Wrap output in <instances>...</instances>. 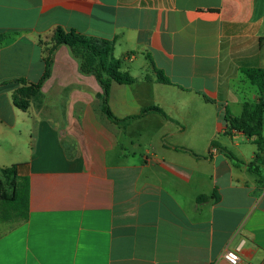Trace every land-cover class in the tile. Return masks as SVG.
<instances>
[{
  "label": "crops",
  "instance_id": "crops-1",
  "mask_svg": "<svg viewBox=\"0 0 264 264\" xmlns=\"http://www.w3.org/2000/svg\"><path fill=\"white\" fill-rule=\"evenodd\" d=\"M56 28L113 42L134 79L110 84L117 119L163 113L108 119L66 45L34 89ZM0 32V168L26 196L0 200V264H229L238 245V264H264V165L224 121L258 97L241 69L264 68V0H0Z\"/></svg>",
  "mask_w": 264,
  "mask_h": 264
},
{
  "label": "trees",
  "instance_id": "trees-1",
  "mask_svg": "<svg viewBox=\"0 0 264 264\" xmlns=\"http://www.w3.org/2000/svg\"><path fill=\"white\" fill-rule=\"evenodd\" d=\"M6 37V33L0 32V43L5 40ZM50 41L52 43V47L48 50V52L45 50V72L41 80L36 85H31L34 89H38L42 80L48 76L50 64L52 62V55L55 49L60 45H66L71 50L81 49L85 52H88V55H92L90 61L81 63L80 65L83 72L92 74L98 81L101 87L100 98L102 112L108 119L120 123H126L132 119L138 118L150 110L160 111L156 108L146 109L141 113V115L130 116L122 120L117 119L112 114L108 105L109 88L111 82L115 81L122 84H130L134 80L127 72L120 70V60L109 57V52L113 42L98 41L90 37L78 35L73 30L64 31L60 28H56L53 31ZM241 72L245 75L247 80L256 87L258 97L255 102L244 103L242 113L239 117H235L230 113L225 114V132L230 134L232 131H235L243 133L248 138L255 137L257 151L255 152L254 161L249 164V167L251 168V166H253L257 160H261V163L264 165V139L262 136V130L264 128V68H244L241 69ZM156 79L157 81L164 84L169 83L167 78L160 70H156ZM16 81L25 83L24 80L20 79ZM160 112L163 113L162 111ZM212 146L217 148L225 156L231 158V160H236L239 165L243 164L241 161L237 160L232 153L217 146L215 142L212 143ZM254 171L256 170L254 169ZM16 177L17 173L16 167L14 165L0 168V200L12 204H15L20 199L24 200L26 197L24 191L15 190ZM196 200L206 201L208 198L205 196H199Z\"/></svg>",
  "mask_w": 264,
  "mask_h": 264
},
{
  "label": "rangeland",
  "instance_id": "rangeland-1",
  "mask_svg": "<svg viewBox=\"0 0 264 264\" xmlns=\"http://www.w3.org/2000/svg\"><path fill=\"white\" fill-rule=\"evenodd\" d=\"M43 42H46V40ZM51 47L52 43L51 41H49L48 46L45 47V50L48 52ZM70 56L71 58H73V60H75L77 64H81L90 61L92 55H88V52H85L84 50L74 49L72 50V55ZM262 136L264 138V131L262 133ZM214 139L218 141L219 144H224L227 149L232 151L236 156H238L242 160H248L252 156L253 152H255V146L251 144V142H249L244 136L230 137L228 135L217 134L216 136H214ZM180 140H184L185 143L190 144L189 146H194V148H196L195 152L197 153L204 154L206 151V147L201 146L200 143L198 145L196 144L197 139L193 135H188L186 136V138H177V142H180ZM194 143L196 145H194Z\"/></svg>",
  "mask_w": 264,
  "mask_h": 264
},
{
  "label": "built area",
  "instance_id": "built-area-1",
  "mask_svg": "<svg viewBox=\"0 0 264 264\" xmlns=\"http://www.w3.org/2000/svg\"><path fill=\"white\" fill-rule=\"evenodd\" d=\"M239 251H240L239 245L235 246L234 248L226 247L222 253V256L229 264H238Z\"/></svg>",
  "mask_w": 264,
  "mask_h": 264
}]
</instances>
